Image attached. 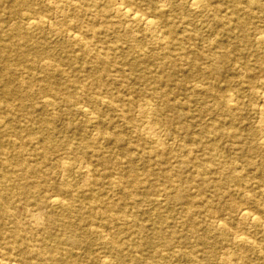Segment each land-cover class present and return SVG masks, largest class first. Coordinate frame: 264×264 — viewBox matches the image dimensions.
<instances>
[{
	"label": "bare ground",
	"instance_id": "1",
	"mask_svg": "<svg viewBox=\"0 0 264 264\" xmlns=\"http://www.w3.org/2000/svg\"><path fill=\"white\" fill-rule=\"evenodd\" d=\"M153 1L158 5L147 10L144 0H0V264H264V55L256 54L264 46V0ZM184 3L193 20L174 15ZM38 5L64 20L89 21L77 31L67 29L72 61L88 58L74 65L81 72L71 68L72 76L55 62L43 64L38 90L49 95L42 107L30 100L37 65L29 57L54 46L37 40L39 31L53 27ZM118 25L128 32L119 35ZM202 26L216 37L214 44L199 33ZM112 32L115 44L104 36ZM224 38L241 53L216 51ZM58 74L65 81L55 82ZM119 77L162 84L145 96L143 112L156 113L148 117L145 135L184 134L187 159L164 149L150 155L164 142L149 151L145 135L128 141L118 122L108 125L112 117L97 111L100 105L118 112L123 127L132 122L135 99L110 93ZM237 83L260 100L249 105L261 119L246 135L247 104L234 92ZM178 86L213 98L214 114L198 101V116L192 104L188 111L190 102L171 97ZM92 88L110 98L93 94L87 109L79 91ZM56 105L99 127L104 148L83 137L77 144L55 139L51 130L58 113L50 115L46 106ZM24 118L43 125L42 139H32ZM66 129L75 130L73 124ZM256 136L259 143L248 145ZM66 152L80 156L74 162ZM46 162L62 172L59 181ZM70 176L84 186L75 187ZM108 190L121 197H109ZM152 192L161 195L155 200ZM143 204L151 206L149 224L141 219ZM21 206L28 209L32 229L16 213ZM236 223L245 228L234 231ZM218 236L234 249L217 255ZM93 240L104 251L85 260L82 252Z\"/></svg>",
	"mask_w": 264,
	"mask_h": 264
},
{
	"label": "rangeland",
	"instance_id": "2",
	"mask_svg": "<svg viewBox=\"0 0 264 264\" xmlns=\"http://www.w3.org/2000/svg\"><path fill=\"white\" fill-rule=\"evenodd\" d=\"M143 8L144 9H153L155 6L158 5V3L154 2L153 0H144V2L142 3ZM39 7H42L44 10H47L46 8H44L41 5H38ZM176 9V8H175ZM178 10H175L174 15L175 16H179L180 17V21L184 20H191L190 18H192L193 20V16L191 17L188 12V6L184 3V5L180 8V6L177 7ZM45 14H47L48 16H50L51 18V22H53V27L52 28H45V30L39 31L38 34H36L37 40L39 42V44L41 46H47V47H52V49H44L41 52H34L31 51L30 54L31 57H29L30 59L34 60L33 64L37 65V69L35 71L36 74V78L35 80H32L30 82L33 83V87L36 88L34 94L30 97V100H35L36 102L39 103L40 107H42V102L47 98V96L49 95L48 93H44V92H40L38 89L40 88V79H42L44 77V75L46 74L43 67V64L48 63V62H55L60 69H62V71L64 73L67 74H71L73 76V72H81V68H77L74 65H78V66H83L85 61H88V58H85L83 60H80L79 62H73L72 61V56H74L73 53V49H74V44L70 43V41H68L67 38V29L68 28H75V31H77L80 27H85L84 25L87 24L88 21V16H85L84 18H81L82 20H73V19H67L64 20L60 17V15L58 16L57 14L53 13L50 10L45 11ZM184 18V19H182ZM112 19H117V18H112ZM78 24V25H77ZM76 25L78 27H76ZM117 29L119 30V35H123L126 32V29L121 26L118 25ZM199 33L205 38V41H209L210 44L211 43H215L216 37L212 36V34L210 33L209 30H206L203 26L202 28L199 27ZM181 30V28L179 29ZM105 38H107L112 44L116 43V36L115 34L109 33V34H105L104 35ZM144 41V40H143ZM147 42L149 45L151 42L149 41H145ZM128 46V45H127ZM202 49H204V45L203 43L200 45ZM223 46V47H221ZM219 48H215L216 51H223V50H231L234 54L238 55L241 52L239 50H237L236 48H233V46H231L229 44V42L224 38L222 40V45ZM76 47V46H75ZM256 54L259 55L260 57H262L264 55V46H262L261 48H259L256 51ZM36 56V57H35ZM245 63H247L249 61V58H246L245 60L242 59ZM74 67V68H73ZM74 70H72V69ZM154 74H156V71L154 70L153 72ZM80 74V73H79ZM59 75V74H58ZM38 80V81H36ZM54 80V79H53ZM135 79L133 78H124V77H119L117 82H112L111 86H110V93L114 96H119L120 98H123L124 100H126L127 102L131 99H135V103L132 105L133 108L131 110V112L129 113V117L132 118V122L129 125H126V128L123 127V123L120 121L119 119V113L116 111H110L107 106L104 105H100L98 107L97 111L102 110L104 114H106L108 117H112L111 122H108V125L110 127H114L115 123L119 125V127L121 126V133H123L126 138L128 139V141H137V137L141 136V135H145L146 131L145 128H148L151 123L148 121V117H154L155 116V112L153 110L147 111V112H143V108L146 107V103L148 102L146 99V95H150L153 92V89H162V84L161 83H156L153 85H145V84H140L137 81H134ZM55 82H59V81H65L64 76L59 75L57 77H55ZM129 84H128V83ZM196 81H193L191 84H194ZM190 84V85H191ZM35 85V86H34ZM25 92H27V90H23L22 96L23 94H26ZM76 92V91H75ZM234 92H238L241 96L240 99L241 101H245V104H247V107L245 105L244 110H243V115L245 116V132L244 134L246 135V133L249 132L250 129H256V127L258 126V122L261 119V116L258 115L254 110H252L250 108V104H253L255 102H259L260 100L258 99V95H256L255 92H250L247 91L246 88L242 87L241 84L237 83L235 85V89ZM79 93L82 95L83 97V105L85 106V108L87 109H91L92 108V104L90 103V96L95 94L96 96H107L108 98H110L109 95H107V93H105V91H97L96 89L92 88L90 89L88 92H80ZM78 93V94H79ZM171 97L172 98H182V102L183 103H188L190 102L189 105L186 106V109L188 111L191 110V113H194L196 115V104L195 102H199V106L201 108V106H205L207 107V109H209V113L210 114H214L215 110L212 107V102H213V98L205 96L204 94H199V93H193L191 90H187L184 89L183 86H178L173 88V90H171L170 92ZM23 98V97H22ZM205 101L207 102V106L204 105L202 102ZM192 104L193 108H191L190 110L188 109L189 106ZM91 107V108H90ZM47 108V112L50 115H56L57 113V117H58V121L56 123H54V126H56V129L51 130V133H53V136L55 139L57 140H62L63 138H69L70 140H72L75 144H77L79 142V140L83 137V142L84 143H93L96 142V140L98 141L100 147L104 148V143L102 141V136L99 134L100 133V128L99 127H95L93 126L91 123H89V121L87 120V118L81 114L80 112L71 110L69 111H64L63 109H61L60 106L56 105V106H46ZM40 112V111H39ZM42 112V111H41ZM198 116V115H196ZM156 117V116H155ZM154 117V118H155ZM191 123L193 122L192 120H190ZM23 124L27 127V130L30 131V133H32V139L38 141L40 139L43 138L44 134H45V130L43 125H41L40 123L38 124H34L28 121L27 118L23 119ZM68 124H73V128L75 129L74 131L71 130H67L66 127L68 126ZM194 124V123H193ZM153 125H160L158 122H155ZM194 132L199 133L200 132V127L199 126H195L194 124V128H193ZM168 133V132H167ZM165 133V135L161 136V137H148L145 135L147 142H148V150L150 151V147L151 146H157V142H159L160 140L162 142H164L163 146H159L156 147L154 150H152V152H148V154L150 153V155H152V153L154 154L155 152H157L158 150H166L165 152L170 154L168 156H177L178 159H187L188 154H186V152L184 151V138L185 135L184 134H180L179 136H173L170 135L168 133ZM259 138V137H258ZM259 143V140L256 137H251L249 139H247V144L248 145H255ZM67 154H64V156H70L72 161H76L75 160V156H80V154H74V153H70V152H66ZM198 154H201V152L199 151ZM255 156H263L260 154H255ZM261 157H257V159L259 160ZM141 167H143L145 164L140 163ZM149 164V162L146 163V165ZM46 169L47 172L50 173V175L55 178L56 180H60V178H62L63 174L62 172H59L57 167H55L54 165H51L50 163L46 162ZM157 172L160 171V169L157 167V169H155ZM71 177V176H70ZM74 179V176L71 177ZM73 184L75 185V187H82L83 182H81L80 179L75 178L73 180ZM74 187V188H75ZM108 196L115 199V198H119L121 197V193H118V191L116 192H112L108 190ZM161 195L160 192H152L150 194V197L152 199H157L159 198ZM150 208L151 206L148 204H143L140 206L139 210H141L142 215H141V219H143L145 221L146 224H149V212H150ZM36 209V208H34ZM28 209L25 207H17L16 209V213L19 217L20 220H22L28 227H30L32 229V227L29 225V221H30V217H29V212L27 211ZM52 212H54V215L58 214L56 212V210H53ZM53 215V216H54ZM74 216V215H72ZM173 223V222H172ZM176 225V223H175ZM240 228H245V224H239L236 223L233 227V230H239ZM39 232L37 230H34V234L37 235ZM83 235V234H82ZM217 241V245L215 248V252H217V255L219 254H223V252H225L227 249L229 248H233L230 243L226 244L227 242H225L223 240L222 236H218L216 238ZM102 247L100 245V241H90V244L86 247V250L88 251H83V258L85 260H90L93 258H98L99 254L104 251L101 250ZM234 249V248H233ZM172 264H186L184 260H173Z\"/></svg>",
	"mask_w": 264,
	"mask_h": 264
}]
</instances>
